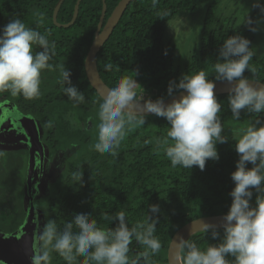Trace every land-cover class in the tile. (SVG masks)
Returning <instances> with one entry per match:
<instances>
[{
	"label": "trees",
	"instance_id": "obj_1",
	"mask_svg": "<svg viewBox=\"0 0 264 264\" xmlns=\"http://www.w3.org/2000/svg\"><path fill=\"white\" fill-rule=\"evenodd\" d=\"M57 1L0 0V29L13 18H19L26 26L47 34L50 42L56 45L55 56L50 61L52 69L41 73L38 98L29 100L7 92L22 112L39 122L50 156L59 150H74L59 178L36 200L43 212V226L48 220H54L62 229L75 214L91 213L100 226L115 227L118 220L109 222L104 216L121 210L125 211L131 225L144 219L148 205L159 204L160 212L155 214L158 217L156 235L162 247L153 259L156 264H168V245L177 229L196 218L224 214L229 210L232 202L229 193L234 187L231 173L239 159L232 137L256 116L242 111L241 118L234 120L228 106V93L217 95L222 105L223 134L229 139L217 144L219 159L207 160L204 170L198 166L186 169L171 165L164 149L157 146V139L166 136L170 125L165 118L155 114L145 115L142 125L135 122L126 125V135L116 155L97 152L94 145L98 136L94 129L100 123L99 106L103 99L86 78L84 59L99 21L102 0H81L77 17L68 27L56 26L52 21ZM118 1L105 0L103 24ZM242 1L159 0L154 7L152 0H132L97 53L101 79L112 88L122 77L134 76L133 70H136L135 79L141 85L136 89L137 99H142L143 95L153 100L167 98L169 83H178L183 73L191 75L204 70L210 79H214L213 66L219 47L227 36L239 33L249 38L255 52L250 65L256 71L245 70V76L264 83V55L255 51V37L244 23L245 15L238 22L235 11L224 14L227 8L237 7ZM75 2L63 0L56 16L58 23L66 24L71 20ZM200 8L203 18L199 41L181 62L176 61L163 42L165 24L176 16L193 14ZM250 10L249 15L255 21L259 17V8ZM34 50L41 49L34 46ZM108 63L112 64L111 71L105 70ZM65 69L71 73L72 84L84 92V103L75 104L63 93L62 72ZM260 115L264 117V112ZM247 167H252L251 163ZM4 168L2 165L0 171ZM80 175L82 183L78 180ZM14 177L10 175L12 181L0 186V229L5 232H15L25 216L22 203L19 204L24 194V179L18 175L14 183ZM255 196L253 190V205ZM218 230L222 235L223 228ZM187 239L195 241L202 249L218 242L211 232L203 231ZM143 251L144 246L133 239L130 257ZM82 260L83 257H78L77 264ZM51 264L66 262L57 253H52Z\"/></svg>",
	"mask_w": 264,
	"mask_h": 264
},
{
	"label": "clouds",
	"instance_id": "obj_2",
	"mask_svg": "<svg viewBox=\"0 0 264 264\" xmlns=\"http://www.w3.org/2000/svg\"><path fill=\"white\" fill-rule=\"evenodd\" d=\"M159 0H152L155 7ZM253 8H259L261 17L253 21L250 9H245V22L249 30L257 32L264 19V3L254 0ZM166 16V13H165ZM34 46L41 50L35 51ZM252 42L239 33L227 36L219 47L214 64L215 78L201 70L195 74L183 73L179 82L171 81L167 95L153 100L151 97L137 100L136 89L141 86L134 76H124L108 90L99 106L97 152L116 155L126 135V125L132 122L144 124L146 113L165 118L170 128L166 136L157 139L173 167L191 169L198 166L204 170L206 161L218 160V143H226L222 105L214 89L216 82H227L228 106L232 118L239 120L241 113L255 114L256 119L240 129L232 139L239 155L235 171L231 173L234 187L229 193L232 202L223 217V234L214 224L203 222L200 230L211 232L217 243L200 248L195 241L181 237L177 242L180 264H264V84L252 83L245 70L255 73L251 67L255 52ZM55 42L47 34L28 27L19 18H13L0 29V93L10 92L25 99L41 95V73L52 69L50 61L55 56ZM111 71L112 64H105ZM68 69L62 72L63 93L75 104L85 102L84 92L72 84ZM186 90L179 98L175 91ZM143 100L146 112L137 119L130 110L132 102ZM127 114V115H126ZM251 163L252 167H247ZM82 183V175L78 177ZM253 190L255 204L253 205ZM159 204L148 205L143 220L129 224L125 211L114 215L105 214L107 221L118 220L115 227L104 228L91 213H78L60 229L54 220H48L38 235L37 245L31 257L32 264H51L52 253H57L66 264H156L155 257L162 247L156 235ZM151 213V215L149 214ZM75 229V230H74ZM135 239L144 246L136 256L129 255L130 244Z\"/></svg>",
	"mask_w": 264,
	"mask_h": 264
},
{
	"label": "water",
	"instance_id": "obj_3",
	"mask_svg": "<svg viewBox=\"0 0 264 264\" xmlns=\"http://www.w3.org/2000/svg\"><path fill=\"white\" fill-rule=\"evenodd\" d=\"M81 0H76L73 7V14L71 20L66 24H60L56 21L57 12L63 0H58L53 8L52 13V21L56 26L68 27L75 21L78 14V7ZM132 0H119L110 15L106 19L103 24V19L106 11L105 0H102V9L99 17V21L96 26V30L94 33L93 40L91 45L86 53L84 59V71L86 78L91 85V87L96 91V93L103 99L104 96L107 95L108 90L110 89L104 81L101 79L96 63V56L103 45V43L107 40V38L112 33L116 24L120 20L123 12L125 11L127 5ZM251 80V79H250ZM252 83L259 86V84H264L263 82L257 80H251ZM229 84L227 82H216V88L214 89L215 94H223L228 93ZM186 94V90H181L174 95L176 98H179L180 95ZM172 97L165 98V103L171 102ZM140 100V99H137ZM130 110L133 113H137L138 115L146 112V109L143 108V100L139 103L132 102L130 105ZM152 113H146V115H151ZM2 119V118H1ZM6 117L5 120H7ZM14 122L17 120L23 126L27 128L26 123L29 122L30 129L27 132V137H29V142L31 144L30 150V159L28 164V173H27V188L29 189V180L33 174L34 167V158L33 152L37 151L41 154V146L38 138V134L36 132V127L33 120L29 117H25L17 112L14 113L13 116ZM26 120V123L24 122ZM3 128V127H2ZM0 127V130L2 129ZM31 200V197H30ZM29 200V201H30ZM224 214L217 215H209L202 216L191 220L181 226L176 232L173 234L170 239L168 249H167V262L168 264H180V253L178 251L177 242L181 237L187 239L192 234L201 231L200 227L203 222H208L216 225L218 228H222L223 217ZM43 218L41 213L34 207L32 203L29 204L27 209V214L22 225L19 229L14 233H6L0 230V264H32L31 257L34 254V250L37 245V238L40 232L42 231L43 226Z\"/></svg>",
	"mask_w": 264,
	"mask_h": 264
},
{
	"label": "flooded vegetation",
	"instance_id": "obj_4",
	"mask_svg": "<svg viewBox=\"0 0 264 264\" xmlns=\"http://www.w3.org/2000/svg\"><path fill=\"white\" fill-rule=\"evenodd\" d=\"M15 112L25 117H29L33 120L41 146V154L37 151L33 152V158L35 163L33 167L34 170L33 174L29 180V186H30L29 189L27 188V173H28V164L30 159L31 144L29 142L30 140L29 137H27V132H29L31 126L29 122L26 123V120L24 122L26 123L27 128L17 120L14 122L13 116ZM6 117H8L7 121H10V126L7 129H3L4 128L3 123L6 121L5 120ZM0 127L1 128L3 127L0 130V146L2 147V148L0 147V152H1L0 164H2L3 166L6 165V168H4L3 172L0 171V177H1L0 186L6 183L5 178L9 174L12 176L15 175L13 179L18 177V175L20 177H23L24 179L23 186L26 188L27 197L29 200L31 197V200L27 201L28 202L26 205L27 209L29 207V204L32 203L34 207L43 216V212L41 208L38 206V202L36 200L38 199V197H41V195L45 192L43 190L41 191L40 188L45 186L43 181L45 180L47 163H50V152L46 142L44 141V136L40 124L34 116L22 112L19 109L15 99H9V97L7 96V92H3L0 93ZM8 132H12L11 133L12 135H8L7 134ZM9 146L13 148H9L6 150L3 149V147H9ZM59 151H63V150H59ZM57 153L58 151L56 152V154ZM2 165H0V167ZM13 167L14 168L16 167L19 170L15 171ZM3 173L4 176H2ZM26 214H27V210H25V216ZM19 227L17 228V230L19 229ZM6 233H14V232H6Z\"/></svg>",
	"mask_w": 264,
	"mask_h": 264
},
{
	"label": "rangeland",
	"instance_id": "obj_5",
	"mask_svg": "<svg viewBox=\"0 0 264 264\" xmlns=\"http://www.w3.org/2000/svg\"><path fill=\"white\" fill-rule=\"evenodd\" d=\"M253 3L254 0H243L237 7L227 8L224 14H233V12L235 11V17L237 18V21L240 22L241 18L245 15V9H251ZM260 17L261 13L259 11L258 18ZM202 18L203 9L200 8L193 14L179 15L166 22L163 42L166 44L167 48L172 51V54L176 58V61L181 62L182 59L188 54V52L195 46V44L198 43L200 38ZM253 35L255 37V51L264 55V19L261 20L259 30L257 32H253ZM94 133H96L95 135L98 136V128L94 129ZM9 148L13 147H3V149L5 150ZM73 151V149L58 151L57 154H52V156H50V163H47V171L45 175V180L43 181L45 186L40 188L41 191H45L46 188L49 187V184L55 182L59 178L66 164V160ZM14 169L15 171L19 170L16 167ZM15 180L16 179H13L14 183L16 182ZM5 181L6 183H10L12 181L10 178V174L6 176ZM6 183H4L3 185H6ZM23 191L24 194L22 196L21 202L19 201V204L22 203L21 205L23 206V209L27 210L26 203H28L27 201H29V199L27 197L25 187L24 189H22V193Z\"/></svg>",
	"mask_w": 264,
	"mask_h": 264
},
{
	"label": "bare ground",
	"instance_id": "obj_6",
	"mask_svg": "<svg viewBox=\"0 0 264 264\" xmlns=\"http://www.w3.org/2000/svg\"><path fill=\"white\" fill-rule=\"evenodd\" d=\"M9 126H10V121H7V120H6V121L3 123V127H4L3 129H7ZM11 133H12V132H8L7 134H8V135H12Z\"/></svg>",
	"mask_w": 264,
	"mask_h": 264
}]
</instances>
